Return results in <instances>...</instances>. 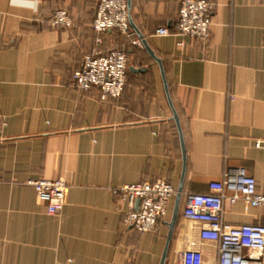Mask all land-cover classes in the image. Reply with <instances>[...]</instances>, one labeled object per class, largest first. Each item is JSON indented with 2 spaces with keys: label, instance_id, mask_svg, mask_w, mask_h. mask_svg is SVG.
Instances as JSON below:
<instances>
[{
  "label": "crops",
  "instance_id": "crops-1",
  "mask_svg": "<svg viewBox=\"0 0 264 264\" xmlns=\"http://www.w3.org/2000/svg\"><path fill=\"white\" fill-rule=\"evenodd\" d=\"M180 1L131 0L162 75L132 44L131 27L93 30L98 0H0V264H159L176 192L154 232L125 225L128 205L113 192L159 179L182 185L164 263L176 264L189 244L188 194L209 192L239 167L264 193V146H256L264 144V0H209L206 41L174 33ZM57 9L70 13V27L51 25ZM160 27L170 34L157 35ZM114 48L133 67L122 94L102 100L96 87L77 88L72 74L84 56ZM32 178L67 182L60 213L46 212ZM221 218L264 225V208L225 199ZM203 253L217 264L215 243Z\"/></svg>",
  "mask_w": 264,
  "mask_h": 264
},
{
  "label": "built area",
  "instance_id": "built-area-1",
  "mask_svg": "<svg viewBox=\"0 0 264 264\" xmlns=\"http://www.w3.org/2000/svg\"><path fill=\"white\" fill-rule=\"evenodd\" d=\"M212 12L213 4L209 0H181L174 33L206 41L210 36ZM50 23L55 27H70L72 17L66 10L57 9L51 13ZM92 28L99 35L110 29L132 34L127 0H98ZM156 34L166 36L170 31L160 27ZM95 42L101 43V38ZM132 44L140 45V41L133 40ZM127 62V54L120 49L86 54L81 68L72 74L74 84L82 90L96 87L102 100L117 98L125 87ZM256 146L264 144L257 142ZM26 183L45 202L48 214L60 213L69 193L65 180L32 178ZM209 189V192L190 193L186 197L182 217L191 223L189 244L179 254L176 264H205L203 245L207 242L217 246V264H264V225H232L221 218L225 199L231 203L242 200L264 208V193L257 190L255 178L239 167L233 173H225L222 180L210 182ZM113 192L128 205L125 225L139 232H154L167 215L170 199L176 191L170 183L159 179L125 184L114 188Z\"/></svg>",
  "mask_w": 264,
  "mask_h": 264
},
{
  "label": "water",
  "instance_id": "water-1",
  "mask_svg": "<svg viewBox=\"0 0 264 264\" xmlns=\"http://www.w3.org/2000/svg\"><path fill=\"white\" fill-rule=\"evenodd\" d=\"M127 8H128V21H129V26L134 30V32L137 34L140 44L142 47H144L148 53L156 60V62L159 64V67L161 69V73L163 75V71H162V67H161V62L160 59L155 55V53L150 49V47L148 46L146 39L143 37V35L137 30V28L135 27L132 18H131V0H127ZM133 70L132 66H127V70ZM165 89L167 91L166 85H165ZM168 97V102L171 106V110H172V115H173V119L176 122L178 131L180 133V126H179V121H178V117L177 114L175 112V110L173 109L172 105H171V101ZM181 134V133H180ZM181 137V136H180ZM181 145H182V153H183V157H185V150L183 147V142H182V138H181ZM181 191H182V185L180 184L176 194H175V198H174V203H173V208H172V212H171V216H170V220L166 222L167 226H168V231H167V235H166V240H165V245H164V249L161 255V259L159 264H164L165 263V259L167 256V252H168V248L173 236V232L177 223V218H178V214H179V205H180V199H181ZM138 201L136 202V205H138Z\"/></svg>",
  "mask_w": 264,
  "mask_h": 264
},
{
  "label": "rangeland",
  "instance_id": "rangeland-1",
  "mask_svg": "<svg viewBox=\"0 0 264 264\" xmlns=\"http://www.w3.org/2000/svg\"><path fill=\"white\" fill-rule=\"evenodd\" d=\"M65 10V9H64ZM67 11V10H66ZM68 12V11H67ZM69 13V12H68ZM70 14V13H69ZM114 49H120V48H114ZM120 50H122V49H120ZM99 54H101V53H99Z\"/></svg>",
  "mask_w": 264,
  "mask_h": 264
}]
</instances>
